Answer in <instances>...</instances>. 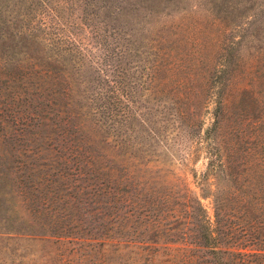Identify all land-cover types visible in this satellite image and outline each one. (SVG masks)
Instances as JSON below:
<instances>
[{"label":"trees","instance_id":"trees-1","mask_svg":"<svg viewBox=\"0 0 264 264\" xmlns=\"http://www.w3.org/2000/svg\"><path fill=\"white\" fill-rule=\"evenodd\" d=\"M189 1L0 0V179L3 188L12 179L30 216L19 222L0 206V234L72 245L69 256L103 264H264V148L243 145L244 125L264 128V79L249 69L264 58L257 0L209 1L228 43L206 67L177 46ZM64 10L76 20L67 36L49 37L48 18ZM171 15L176 22L147 33L153 17ZM144 87L156 102L194 103L188 114L164 104L158 124L150 114L144 127ZM202 98L204 110L214 104L208 128L194 111ZM186 139L206 141L203 176L214 190L196 193L171 172L191 156ZM18 141L37 149L19 151Z\"/></svg>","mask_w":264,"mask_h":264},{"label":"rangeland","instance_id":"rangeland-1","mask_svg":"<svg viewBox=\"0 0 264 264\" xmlns=\"http://www.w3.org/2000/svg\"><path fill=\"white\" fill-rule=\"evenodd\" d=\"M209 1L210 0H190L188 2V6L191 10H193L194 15H191L187 17V19H185L184 22L187 25V29L185 30L183 36L186 38V41L182 44H178L177 46L180 47L183 52L188 53L186 61H190L189 63L191 65L194 64L193 58L196 59V57L200 62L201 67H206L210 64L216 65L221 63V55L223 54V44L228 43L227 35L223 36L218 31V12H215V14H213V11L210 12L212 3ZM256 2L257 6L254 11L258 13L257 25L263 28L264 0H257ZM74 20H76V17H74V13L68 10L62 11L61 17H53L52 19L48 18L47 26L49 28L47 31L49 32V37L54 38L57 35L65 36L66 34H68L67 27L70 24L74 23ZM176 20L177 15H171L169 17H153L151 27L147 26V33L155 32L156 30L160 29L162 23L168 25L169 23L176 22ZM254 25L255 23L253 24V26ZM70 30L74 33H78L79 36L81 32H85L81 30L77 31V29L75 28H71ZM162 32L163 34H167L169 31L167 32L162 30ZM251 52H253V50L247 49L246 51H244V55L250 56L249 53ZM197 59L196 63L198 62ZM247 63H251V59L246 62V65ZM263 64L264 58L263 61L260 60V62H258L255 67L249 68L254 69V73L258 76L261 81H263L264 79ZM241 67L244 68L245 63L241 64ZM145 87L138 89V120L145 119L146 124L142 123L144 127L147 126L146 117L148 119V115L150 114L152 120L157 119V125L160 120L159 118L162 117L161 115H163L161 112L166 111V105L173 107L171 109L172 113H174V111H176L178 108V113L180 111H186V114H188V111L191 110L192 104L194 103V101L192 100L189 101L177 97L174 98L173 102L170 100H166L167 102H164L165 100L156 102V99H154L155 96L153 95V92H151L150 89L144 90L146 89ZM261 89L264 92V84H262ZM203 101H205L203 100V98L200 99V102L196 104L194 111H200V116L204 121L203 128H208L211 126L213 121L212 110L214 104L209 101L206 110H204ZM228 115L229 121L228 123H226L225 130L229 129V127L231 126L233 127L234 125V114L228 113ZM243 129V134L245 135V143L243 144L244 146L250 147L251 142V145L255 146V149H257V151H259L261 147L264 148V128L258 132V130L255 129V126H252L251 124H246L243 126ZM223 130L221 129V131H218V133L222 132ZM255 132L259 134V136H256L257 138H254ZM16 143L17 144L14 145V148L18 147L20 151V148H22V146L27 147V149L25 150L27 154L29 153V149H37V145L32 143L31 141H27L26 144L23 141H18ZM27 144L28 146H26ZM177 144V142L174 143V149L180 148L179 145L177 146ZM183 145V147H185V151L190 153L191 156L187 161H184L183 163L180 162V160L175 159V163L174 166H172L171 172H173L175 175H178L182 180L184 179L189 188L195 191L196 193L200 192V187H206L208 190L210 189V191L214 190V181L211 179V185L209 186L205 182V177L203 176V173L206 170L207 166V155L204 152V146H206V141H203L201 144L200 142L196 143L195 139H186L183 142ZM42 154L44 153L39 152V155ZM16 155L19 154L16 153ZM19 157L24 160L21 157V154L19 155ZM19 157L17 158L18 160H20ZM32 158L33 157H31V159L29 158L28 160H26V163H28L29 161L34 162ZM40 160L41 158H38L37 161ZM151 170H155V168L152 167ZM168 180L174 181V177L169 174ZM3 181L5 183L4 188L0 179V187L2 188V190L0 191V206L2 208V211L7 208V214L11 216V218H16L19 222L21 220L28 221V205L26 200H24V198L22 197L21 191H19V188H15V184L11 178H4ZM56 184H60L59 180H56L55 185ZM202 202L207 207L209 214L212 215L213 209L211 199L204 198L202 199ZM72 247V245H67L63 247L60 251H56L55 245L44 240L23 238L8 239V237H6L5 235L0 234V264H103L100 263L94 257L83 258L79 255L78 252L73 254L74 256H69L74 251V248ZM141 263L143 264L144 260H142ZM155 263L157 262L154 261L153 264Z\"/></svg>","mask_w":264,"mask_h":264}]
</instances>
